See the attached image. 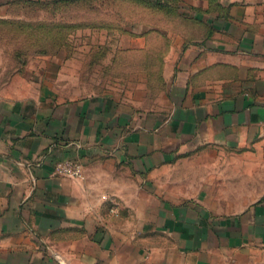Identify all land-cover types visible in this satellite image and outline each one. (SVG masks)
<instances>
[{"label":"crops","instance_id":"0c3cea01","mask_svg":"<svg viewBox=\"0 0 264 264\" xmlns=\"http://www.w3.org/2000/svg\"><path fill=\"white\" fill-rule=\"evenodd\" d=\"M46 1L0 0V264H264V192L215 162L264 139V0H184L147 111L75 94L64 51L27 61L15 45Z\"/></svg>","mask_w":264,"mask_h":264},{"label":"rangeland","instance_id":"374dc122","mask_svg":"<svg viewBox=\"0 0 264 264\" xmlns=\"http://www.w3.org/2000/svg\"><path fill=\"white\" fill-rule=\"evenodd\" d=\"M28 18L34 20L33 25L31 29L25 28V34H20L26 42L18 40L15 46H27L32 55L27 61H32L33 66L43 61L49 62L50 67L58 65L54 58L38 57L37 52L46 47L70 54L64 60L60 58V62L63 60L60 66L66 82L71 85L75 82L82 89L74 91L75 94L109 92L129 106L144 111L156 106L157 102L163 103L164 85L152 74L154 57L157 61L163 59L170 49L168 13L135 0H107L91 7L63 4L60 10L34 6ZM41 19L49 24L59 21L72 25L61 47L51 44L52 36L42 28ZM172 34L179 35L180 30L173 29ZM202 157L207 158L205 165L212 166L210 156ZM215 162L217 166H226V183L230 184H236L237 178L233 175L238 172L232 167L228 172L227 166H240L238 178L245 199L264 192V139L241 147L239 151L226 149Z\"/></svg>","mask_w":264,"mask_h":264},{"label":"trees","instance_id":"16d2710c","mask_svg":"<svg viewBox=\"0 0 264 264\" xmlns=\"http://www.w3.org/2000/svg\"><path fill=\"white\" fill-rule=\"evenodd\" d=\"M107 0H48L44 3L43 6L48 8H56L60 10V6L63 4H72V5H88L94 6L97 2L104 3ZM142 3H146L149 6L156 7L158 9L163 10L165 13H168L169 17H173L176 15L184 14L182 10L184 0H135ZM42 28L44 27L46 30L47 35L52 36L51 44H56V47H61L66 40L67 34L66 31L72 25L69 23H60L59 21H54L52 23H41ZM51 26V27H50ZM51 28V29H50ZM51 30V34H50ZM68 32V31H67ZM60 50V49H56ZM43 51H55L49 50L48 47L44 48Z\"/></svg>","mask_w":264,"mask_h":264},{"label":"built area","instance_id":"2783aa9c","mask_svg":"<svg viewBox=\"0 0 264 264\" xmlns=\"http://www.w3.org/2000/svg\"><path fill=\"white\" fill-rule=\"evenodd\" d=\"M56 172L63 176L81 179L84 177V165L80 160L65 158L56 164Z\"/></svg>","mask_w":264,"mask_h":264}]
</instances>
